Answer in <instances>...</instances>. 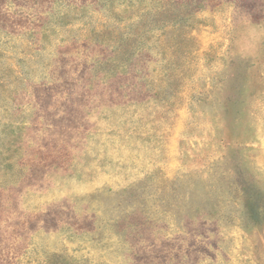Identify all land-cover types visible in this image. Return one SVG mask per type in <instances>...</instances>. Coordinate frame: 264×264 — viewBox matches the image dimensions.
<instances>
[{"label": "rangeland", "instance_id": "obj_1", "mask_svg": "<svg viewBox=\"0 0 264 264\" xmlns=\"http://www.w3.org/2000/svg\"><path fill=\"white\" fill-rule=\"evenodd\" d=\"M0 264H264V0H0Z\"/></svg>", "mask_w": 264, "mask_h": 264}]
</instances>
